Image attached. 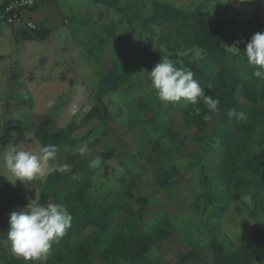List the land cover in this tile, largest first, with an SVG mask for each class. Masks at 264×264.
I'll return each mask as SVG.
<instances>
[{
    "label": "rangeland",
    "instance_id": "1",
    "mask_svg": "<svg viewBox=\"0 0 264 264\" xmlns=\"http://www.w3.org/2000/svg\"><path fill=\"white\" fill-rule=\"evenodd\" d=\"M5 1L0 0V6ZM162 1L187 10H197L204 4V12H208L212 18L223 16L230 19L237 16L241 23L236 31L243 39H251L255 33L264 32V3L260 0H247L245 3L233 0L228 4L220 0ZM54 5L49 11L50 17L55 19L46 24L51 35L45 41L25 40L23 33L29 30L25 24L8 25L4 21L0 22V175H5L11 184V189L0 196V233L9 225L10 211L25 207L29 198H35V192L40 199L48 174L54 164L59 162V157L46 162L41 160V175L31 183L17 180L13 184L10 180L15 177L3 162V155L8 148L15 145L38 156L43 155V146L34 134L22 137L19 126L28 125L32 131H36L45 125L58 132L73 125V137L77 145L72 152H80L79 148L85 144L90 149L89 154L81 155L86 158L80 165L81 172H85L90 161L109 147L116 146L117 149L116 156L108 160L109 170L103 165L98 169L90 199L98 200L123 190L119 181L121 176L129 181L135 179L137 185L133 192L136 198L146 196L151 200L139 228L140 233L147 234L156 226L173 231L169 239L159 242L153 249L156 264H177L178 255L191 250L203 252L204 260L187 264H211L212 238L224 240L231 249L242 234L253 235L261 223L259 214L250 215L249 211L254 204L249 195L245 197L244 204L232 203L229 196L224 195L215 206L207 207L202 213L197 207L203 186L200 171L191 165V161L201 157L211 173L210 170L223 160V154L205 148L197 141L203 132L185 124L177 103H166L158 98L148 78V71L158 62L151 63L134 51L126 52L128 38L135 42H145V37L142 38L137 31L132 32L128 25L121 24L118 13L105 14L103 17L101 14L104 7L97 6L94 0H73L71 6L63 2ZM143 10L148 15V9ZM36 23L38 29L46 28L38 20ZM107 25L114 27L123 39L117 41L109 35L102 27ZM223 43L237 46L225 38ZM104 46L105 64L104 59L102 62ZM185 54H192L202 68L215 73L211 62L204 60L199 50L188 49ZM236 57L230 53L231 62L235 63ZM117 62L126 68L129 80L124 82L119 91L102 98L111 111L105 123L97 118L86 121V115L98 100L96 92L102 68ZM141 99L148 101L151 106L162 104L163 119L180 134L176 142L164 139L160 133L143 123ZM131 120L136 122L133 127H129ZM210 122L211 130L224 123L219 115H214ZM105 129L109 131L108 134H104ZM160 138L172 148L174 161L182 171L168 190H162L157 185L156 167L146 164L144 159L140 162L135 160V157H141L144 143ZM49 201L62 203L55 198ZM238 208H242L241 211ZM246 215L250 218H244ZM115 223L123 228L126 220L120 216ZM93 230V226L88 227L76 236L73 243L86 240ZM3 242L4 245L0 246V264H4L5 251L11 250L8 242L4 239ZM52 256L50 251L40 259L47 261ZM94 259L95 264H103L99 250L95 252ZM252 264H264V260Z\"/></svg>",
    "mask_w": 264,
    "mask_h": 264
},
{
    "label": "trees",
    "instance_id": "2",
    "mask_svg": "<svg viewBox=\"0 0 264 264\" xmlns=\"http://www.w3.org/2000/svg\"><path fill=\"white\" fill-rule=\"evenodd\" d=\"M10 1L12 0H6L0 6V22H5L3 15ZM52 1L60 2L43 0L30 8L34 10ZM260 1L264 3V0ZM94 3L104 7L101 14L103 17L105 14L118 13L121 16V24L128 25L132 32L137 31L142 38L145 37V42L142 40L135 42L134 39L128 38L126 52H137L151 63L161 61L162 55H168L178 67L184 66L193 72L205 95L219 100L217 110L211 112L201 99L195 105L200 109L199 115L193 111L192 104L183 100L176 102L185 124L203 132L202 136L197 137V141L205 148L215 149L223 154V160L210 170L211 173L201 157L191 161V165L200 171L203 186L198 197L200 204L197 207L202 213L207 207L215 206L224 195H228L232 203L244 204L245 197L249 195L254 204L249 211L250 215L259 214L261 224L253 235L242 234L231 249L224 240L212 238L211 264H252L263 261L264 80L254 77L252 73L255 69L247 63L244 49L250 38L243 39L237 33L236 29L241 21L237 16L230 19L223 16L212 18L208 12H204V4L197 10H187L162 0H94ZM145 8L148 9V15L144 13ZM102 27L117 41L123 39L114 27L108 25ZM23 35L25 40L45 41L51 35V30L29 28ZM224 38L234 42L240 49L235 63L230 61V52L226 50ZM105 48L106 46L102 50V62ZM188 49L199 50L203 59L211 62L215 73L212 74L202 68L192 54H185ZM101 72L100 85L96 92L98 100L86 115V121L97 118L105 123L111 111L102 98L119 91L124 82L129 80L126 68L118 62L104 65ZM140 104L144 111L143 123L170 142H176L180 138V134L163 119L161 103L151 106L148 101L141 99ZM231 108L243 111L246 119L237 120L229 116L228 111ZM205 115L210 116V119L205 120L203 118ZM214 115H219L224 123L211 130L210 120ZM135 124V120H131L129 127ZM19 130L22 137L33 133L43 147L49 144L57 146L56 157H59V162L54 164L48 174L39 201L46 204L50 198H55L64 203L68 207L72 221L63 237L53 243L50 250L53 256L47 261L25 260L13 255L11 250H6L3 254L4 264H95L97 250L103 264H156L152 255L153 249L159 242L169 239L173 231L156 226L147 234L140 233L139 228L151 200L146 196L136 198L133 192L137 185L135 179L129 181L121 176L119 181L123 185V190L110 196L105 195L98 200L90 199L94 190V177L102 165L109 170L107 163L116 156V146L109 147L97 156L101 159L98 167L89 166L85 172H81L80 165L86 158L81 156L80 152H72L77 145V140L73 137L75 130L73 125L58 132L45 125L36 131H32L28 125H20ZM108 133L109 131L105 129L104 134ZM140 156L138 159L135 157L137 162L144 159L146 164L157 168L156 183L162 190L171 188L182 173L174 161L172 148L164 144L161 138L150 139L144 143ZM65 164L68 165L67 171L53 170ZM10 189L11 184L7 177L1 174L0 196ZM136 204H140L139 207H136ZM223 208L226 209L225 206ZM241 209L238 208V211ZM120 216L126 220L123 228L115 223ZM244 218L250 217L246 215ZM90 226H93L94 230L89 237L74 244L76 236ZM8 227L9 225L0 233V246L4 245L3 239L10 246L7 240ZM199 260H204L203 252L191 250L179 254L177 264Z\"/></svg>",
    "mask_w": 264,
    "mask_h": 264
},
{
    "label": "clouds",
    "instance_id": "3",
    "mask_svg": "<svg viewBox=\"0 0 264 264\" xmlns=\"http://www.w3.org/2000/svg\"><path fill=\"white\" fill-rule=\"evenodd\" d=\"M224 4L233 0H220ZM237 3H245L247 0H236ZM239 43V42H237ZM226 50L233 56L239 55V48L235 45L227 46ZM247 63L255 70L252 75L264 80V32L252 35L244 49ZM151 87L155 90L158 98L166 103H176L181 100L192 104L193 111L199 115L200 109L195 107L201 99L209 111L215 112L219 104L218 99H213L204 93L200 82L194 78L190 69L177 66V63L168 55H162V59L155 67L148 71ZM228 115L237 120H245L246 114L231 108ZM205 120L210 116L205 115ZM42 157L24 148L13 145L3 155L6 169L15 177L10 180L13 184L17 180L22 183L32 182L42 174L43 161L55 160L58 148L54 144L45 145L42 148ZM81 155L90 153L87 144L79 148ZM101 163L100 157L90 161V166L95 168ZM53 170L65 172L68 165L57 166ZM72 217L67 207L59 202L41 203L36 196L29 198V203L19 210L9 213L7 240L10 242L11 252L25 260L40 259L46 257L53 243L58 242L71 226Z\"/></svg>",
    "mask_w": 264,
    "mask_h": 264
},
{
    "label": "built area",
    "instance_id": "4",
    "mask_svg": "<svg viewBox=\"0 0 264 264\" xmlns=\"http://www.w3.org/2000/svg\"><path fill=\"white\" fill-rule=\"evenodd\" d=\"M43 0H12L6 5L3 15L5 23L8 25L25 24L28 28L38 29L35 20L30 17L32 6Z\"/></svg>",
    "mask_w": 264,
    "mask_h": 264
},
{
    "label": "crops",
    "instance_id": "5",
    "mask_svg": "<svg viewBox=\"0 0 264 264\" xmlns=\"http://www.w3.org/2000/svg\"><path fill=\"white\" fill-rule=\"evenodd\" d=\"M60 2H63L67 6H71L72 3H73V0H64V1L63 0H60ZM54 3L58 4V2L52 1V2H49V3L45 4V5H41L37 9L31 10L30 11V17L33 20H35V21L38 20V23H40V25L42 27L49 28V27H47L46 24L50 20L55 19L54 17L53 18L50 17V11H49L50 9H52V7L55 6Z\"/></svg>",
    "mask_w": 264,
    "mask_h": 264
}]
</instances>
